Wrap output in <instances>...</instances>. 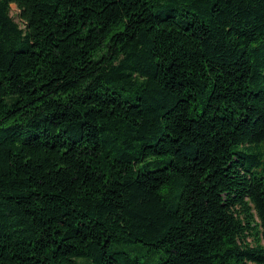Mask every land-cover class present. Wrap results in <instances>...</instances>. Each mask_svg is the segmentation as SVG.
<instances>
[{
  "label": "trees",
  "instance_id": "16d2710c",
  "mask_svg": "<svg viewBox=\"0 0 264 264\" xmlns=\"http://www.w3.org/2000/svg\"><path fill=\"white\" fill-rule=\"evenodd\" d=\"M0 264H264V0H0Z\"/></svg>",
  "mask_w": 264,
  "mask_h": 264
},
{
  "label": "rangeland",
  "instance_id": "374dc122",
  "mask_svg": "<svg viewBox=\"0 0 264 264\" xmlns=\"http://www.w3.org/2000/svg\"><path fill=\"white\" fill-rule=\"evenodd\" d=\"M17 12H18L17 7H16L15 4H13V5H12V13L14 14V16H17ZM16 19L18 20L17 17H16Z\"/></svg>",
  "mask_w": 264,
  "mask_h": 264
}]
</instances>
